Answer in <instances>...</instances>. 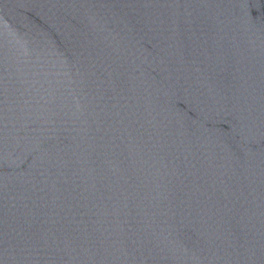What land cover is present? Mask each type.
<instances>
[{
    "label": "water",
    "instance_id": "1",
    "mask_svg": "<svg viewBox=\"0 0 264 264\" xmlns=\"http://www.w3.org/2000/svg\"><path fill=\"white\" fill-rule=\"evenodd\" d=\"M0 182L40 264H264V0H0Z\"/></svg>",
    "mask_w": 264,
    "mask_h": 264
}]
</instances>
